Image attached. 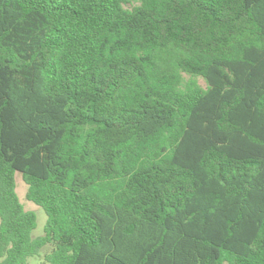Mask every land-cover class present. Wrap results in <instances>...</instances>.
<instances>
[{
  "label": "trees",
  "instance_id": "trees-1",
  "mask_svg": "<svg viewBox=\"0 0 264 264\" xmlns=\"http://www.w3.org/2000/svg\"><path fill=\"white\" fill-rule=\"evenodd\" d=\"M43 248L264 264V0H0V264Z\"/></svg>",
  "mask_w": 264,
  "mask_h": 264
},
{
  "label": "rangeland",
  "instance_id": "rangeland-1",
  "mask_svg": "<svg viewBox=\"0 0 264 264\" xmlns=\"http://www.w3.org/2000/svg\"><path fill=\"white\" fill-rule=\"evenodd\" d=\"M127 8H130V6H126ZM184 77L187 79L188 76L184 75ZM198 83L200 86L205 87V83L201 78L197 79ZM15 192L18 196V199L20 203L23 205L24 209L26 211L33 212L36 216V228L32 232V237L33 238H38L43 236L44 234V227L46 223V214L43 211V209L34 203L28 201L26 199V194H27V185L24 183L22 176L20 173H15ZM46 248H43L40 252L39 255H35L33 257L28 258L27 264H49L44 261L43 256L47 252L45 250Z\"/></svg>",
  "mask_w": 264,
  "mask_h": 264
}]
</instances>
